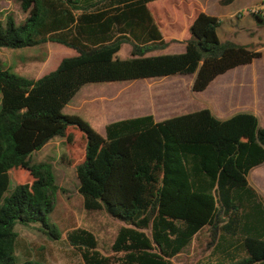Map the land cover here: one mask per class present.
Listing matches in <instances>:
<instances>
[{
  "label": "trees",
  "instance_id": "trees-1",
  "mask_svg": "<svg viewBox=\"0 0 264 264\" xmlns=\"http://www.w3.org/2000/svg\"><path fill=\"white\" fill-rule=\"evenodd\" d=\"M17 1L27 16L18 24L0 15V47L52 42L77 54L39 78L0 62V264H18L17 223L42 222L52 238L62 236L47 222L62 189L54 165L31 160L56 136L76 170L85 209L123 223L108 252L93 231L66 228L84 264H177L203 232L205 256L196 264H264V198L249 180L264 164V127L255 114L222 119L208 108L162 120L147 114L110 122L102 135L79 115L63 113L89 83L195 74L192 91L202 92L262 53L221 40V19L198 9L188 37L167 40L165 22L148 7L154 0ZM177 42L183 52L157 53ZM124 44L131 57L120 59Z\"/></svg>",
  "mask_w": 264,
  "mask_h": 264
},
{
  "label": "rangeland",
  "instance_id": "rangeland-1",
  "mask_svg": "<svg viewBox=\"0 0 264 264\" xmlns=\"http://www.w3.org/2000/svg\"><path fill=\"white\" fill-rule=\"evenodd\" d=\"M177 1V4L172 1L167 5L161 4L164 7L162 17L165 23L162 31L165 38L176 33L180 36H188L189 24L184 21L186 20L185 12L186 10L195 11V7L190 5V0H187L185 4L181 0ZM242 2L243 0H239L230 7L219 5L220 7L214 8V11L223 13V11L237 8ZM203 3L207 5L211 1L203 0ZM258 4L260 2L257 4L253 2L241 10L249 13L250 8ZM0 15L1 21L5 22L11 15L18 24L27 16L17 0H0ZM221 19L223 23L218 29L221 40L228 39L248 44L250 37L247 31L241 29L248 26L247 22L232 23L228 18L221 17ZM172 30L178 32L166 34L169 33L167 31ZM256 35L264 46V23L256 26ZM179 43L171 44L165 53L184 51L185 45ZM131 49L130 44H124L117 57L130 58ZM75 54L76 50L52 42L25 48L0 47V62L13 73L28 78H39L54 70L63 58ZM263 66L264 50L261 57L253 64L220 76L202 92L192 91L195 74L156 79L93 82L83 86L73 100L65 106L63 113L79 115L102 135H105L106 124L120 119L152 114L156 120H162L203 108L210 109L222 119L241 112L253 113L258 117L260 126L264 127V73L260 71ZM66 153L63 139L56 136L41 150L34 151L31 155L33 163L49 161L54 165L56 182L62 189L59 192L55 210L47 215V222L55 224L62 236L60 239L52 238L46 233L47 229L42 222L28 225L17 223L19 240L15 254L18 264H84L80 252L67 241L66 228L76 225V227L93 231L100 248L108 252L118 229L123 225L105 210L87 211L85 209L83 196L79 192L76 170L65 160ZM249 178L250 183L264 198V164L254 169ZM15 183L14 175L11 174L10 189L15 187ZM206 237L207 232H203L201 239L176 257L174 262L196 264L205 256Z\"/></svg>",
  "mask_w": 264,
  "mask_h": 264
},
{
  "label": "crops",
  "instance_id": "crops-1",
  "mask_svg": "<svg viewBox=\"0 0 264 264\" xmlns=\"http://www.w3.org/2000/svg\"><path fill=\"white\" fill-rule=\"evenodd\" d=\"M172 1L173 3H177L178 1L177 0H154V1H151L148 3V7L149 9H151L153 12L155 11L162 19V10L164 9V7H162L163 5H161L162 3H165L167 5L168 2ZM182 2H185L187 0H181ZM211 1V3H208L207 5H204L203 3V0H190V5L192 7H195V9H198L199 11H204L206 12L207 14H210V15H213V16H217L221 19V17H225V18H228L232 23L238 21L239 23H244V22H247V27H244V28H241V29H244V31H247V34L249 35V42L248 44H242V43H239V44H242V45H246V46H249L250 48L254 49V50H257V51H260L261 53L263 52L264 50V46H263V43L261 40H258V38L256 37V26L259 25L257 23V20L254 16L253 13H248V12H245V11H242L241 8H243L244 6H249V4L255 2V4H257L258 2H262V0H243L242 4L240 6H238L237 8L235 9H229V10H226V11H223V13H216L214 10V8H218L220 7L219 5H223L224 7H230L232 6L233 4H235L237 1L239 0H232V2L226 4V3H222L223 0H209ZM254 6V5H252ZM251 6V7H252ZM256 6V5H255ZM213 8V9H212ZM250 8V7H249ZM193 9V8H192ZM212 10V11H211ZM193 11V10H192ZM192 11H186L185 13V17H186V21L187 24L189 22V19L192 17L191 16V13ZM264 17V13L261 15ZM235 19V20H234ZM222 23H223V20L221 19ZM170 22V21H169ZM168 22V23H169ZM222 25V24H221ZM220 28V27H219ZM165 31V30H164ZM177 31V30H176ZM176 31H167L169 33H166V34H170V32H176ZM163 32V31H162ZM178 32V31H177ZM168 36H171V37H168L166 38L167 40H171V39H177V40H183V39H186L188 36H180V34L176 33L175 35H168ZM172 36H176V37H172ZM165 37V36H164ZM228 40V39H227ZM225 41V40H223ZM238 43V42H237ZM179 44H184V43H179ZM185 45V44H184ZM169 47H167L165 50L163 51H160V52H157V53H165L166 50L168 49ZM183 52V51H182ZM179 53V52H178ZM77 54V52H76ZM75 54V55H76ZM256 61V59L251 63L253 64L254 62ZM251 64H248V65H251ZM248 65H244V66H240V67H245V66H248ZM256 65V64H255ZM240 67H237V68H240ZM237 68H234V69H237ZM232 69V70H234ZM258 69V68H257ZM256 69V70H257ZM230 70V71H232ZM230 71H228L227 73H229ZM260 71L262 73H264V66L263 68L260 69ZM225 73V74H227ZM223 74V75H225ZM222 76V75H221ZM220 77V76H219ZM219 77H217L214 81H216ZM213 81V82H214ZM211 85V84H210ZM79 93V92H78ZM77 93V94H78ZM76 94V95H77ZM73 100V99H72ZM71 100V101H72ZM106 126V125H105ZM250 179V178H249Z\"/></svg>",
  "mask_w": 264,
  "mask_h": 264
},
{
  "label": "built area",
  "instance_id": "built-area-1",
  "mask_svg": "<svg viewBox=\"0 0 264 264\" xmlns=\"http://www.w3.org/2000/svg\"><path fill=\"white\" fill-rule=\"evenodd\" d=\"M250 13L253 14H259L262 15L264 13V0H262V2L252 8H250Z\"/></svg>",
  "mask_w": 264,
  "mask_h": 264
}]
</instances>
